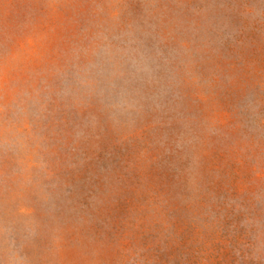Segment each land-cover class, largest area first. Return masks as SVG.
I'll return each instance as SVG.
<instances>
[{
	"label": "rangeland",
	"instance_id": "374dc122",
	"mask_svg": "<svg viewBox=\"0 0 264 264\" xmlns=\"http://www.w3.org/2000/svg\"><path fill=\"white\" fill-rule=\"evenodd\" d=\"M0 264H264V0H0Z\"/></svg>",
	"mask_w": 264,
	"mask_h": 264
}]
</instances>
